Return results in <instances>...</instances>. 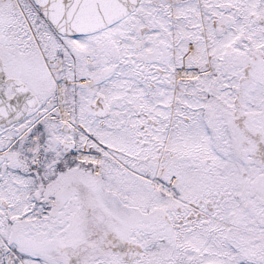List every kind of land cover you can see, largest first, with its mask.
Returning a JSON list of instances; mask_svg holds the SVG:
<instances>
[{
	"label": "snow or ice",
	"instance_id": "1",
	"mask_svg": "<svg viewBox=\"0 0 264 264\" xmlns=\"http://www.w3.org/2000/svg\"><path fill=\"white\" fill-rule=\"evenodd\" d=\"M0 264H264V0H0Z\"/></svg>",
	"mask_w": 264,
	"mask_h": 264
}]
</instances>
